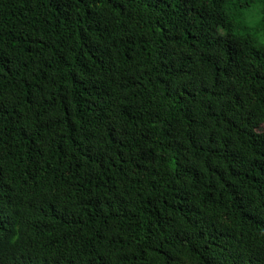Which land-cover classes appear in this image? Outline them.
I'll use <instances>...</instances> for the list:
<instances>
[{"label":"trees","instance_id":"trees-1","mask_svg":"<svg viewBox=\"0 0 264 264\" xmlns=\"http://www.w3.org/2000/svg\"><path fill=\"white\" fill-rule=\"evenodd\" d=\"M264 0H0V264H264Z\"/></svg>","mask_w":264,"mask_h":264},{"label":"rangeland","instance_id":"rangeland-1","mask_svg":"<svg viewBox=\"0 0 264 264\" xmlns=\"http://www.w3.org/2000/svg\"><path fill=\"white\" fill-rule=\"evenodd\" d=\"M262 129L264 130V127Z\"/></svg>","mask_w":264,"mask_h":264}]
</instances>
